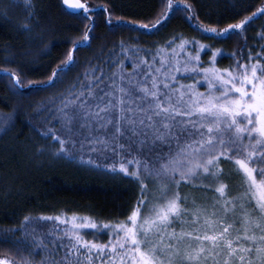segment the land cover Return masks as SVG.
<instances>
[{
    "label": "snow or ice",
    "instance_id": "obj_1",
    "mask_svg": "<svg viewBox=\"0 0 264 264\" xmlns=\"http://www.w3.org/2000/svg\"><path fill=\"white\" fill-rule=\"evenodd\" d=\"M177 3L191 19L187 0H160L154 20L132 23L155 30ZM23 4L21 28L31 33L35 4ZM62 4L92 20L88 0ZM104 10L111 23L109 5ZM258 15L264 16V4L223 28L196 21L216 36L240 35ZM85 28L44 86H53L77 62L73 49L90 40L92 24ZM257 35L264 41V30ZM204 48L211 51L207 62L201 61ZM222 51L181 36L154 51L120 41L110 74L85 67L78 83L50 101L48 115L61 132L48 128L42 135L58 142L57 158L136 178L138 198L116 220L75 212L25 214L18 226L0 228V264H264V44L246 59L233 53L227 67L216 63ZM0 73L11 77L14 89L23 87L17 70L0 66ZM38 222L51 223L44 230Z\"/></svg>",
    "mask_w": 264,
    "mask_h": 264
},
{
    "label": "trees",
    "instance_id": "obj_2",
    "mask_svg": "<svg viewBox=\"0 0 264 264\" xmlns=\"http://www.w3.org/2000/svg\"><path fill=\"white\" fill-rule=\"evenodd\" d=\"M192 5V18L184 5L175 4L170 16L155 30L139 28L132 21L155 19L160 0H88L93 8L88 21L83 10L71 12L62 0H33L35 18L31 33L22 30L27 11L23 0H0V66L15 69L22 76L20 89H14L11 77L0 73V228L18 226L25 214H87L100 220L124 218L139 195L136 178L120 169L97 168L79 159L57 158L52 136L42 133L53 128L61 132L59 122L48 112L57 94H65L69 86L83 78L85 67L110 74L111 57L119 50V42L127 47L138 45L155 50L169 37L181 36L219 48V67L234 62V55L247 58L249 50L257 52L264 41L257 35L264 30V16H257L243 34L216 36L197 26L196 17L204 24L223 28L234 19L264 4V0H187ZM104 5L112 11L111 23ZM119 18V19H118ZM38 21V23H36ZM86 23H91V37L73 49L76 63L53 86L42 81L52 68L64 60L73 40L82 39ZM246 37V39H245ZM170 46V45H169ZM150 58V52H142ZM211 56L209 48L202 53V62ZM124 59L123 56L119 57ZM125 66L131 62L125 59ZM31 82V84H29ZM107 81H105V84ZM47 117V118H46ZM38 145L44 151L38 153ZM109 161H105L107 163ZM129 166V170H132ZM227 167V165H225ZM231 182V181H230ZM234 186V184H233ZM51 222L37 223L47 230ZM19 235V233H17ZM89 238L91 236L89 235ZM99 239L106 240V235ZM39 254L36 259H39Z\"/></svg>",
    "mask_w": 264,
    "mask_h": 264
},
{
    "label": "rangeland",
    "instance_id": "obj_3",
    "mask_svg": "<svg viewBox=\"0 0 264 264\" xmlns=\"http://www.w3.org/2000/svg\"><path fill=\"white\" fill-rule=\"evenodd\" d=\"M191 50H192V51H195L194 48L191 49ZM204 50H205V48L200 50L201 61H202V53H203ZM177 76H178L180 79L184 80V74H180V73H178ZM185 82H186V81H185ZM201 86H203V82H202V81H201ZM1 119H5V117H3V118H1ZM0 124L3 125V122L1 121ZM0 127H1V126H0ZM86 231H89V230H86Z\"/></svg>",
    "mask_w": 264,
    "mask_h": 264
},
{
    "label": "water",
    "instance_id": "obj_4",
    "mask_svg": "<svg viewBox=\"0 0 264 264\" xmlns=\"http://www.w3.org/2000/svg\"><path fill=\"white\" fill-rule=\"evenodd\" d=\"M68 10H70L71 12H79L82 9H74V8H70L68 5H66Z\"/></svg>",
    "mask_w": 264,
    "mask_h": 264
}]
</instances>
